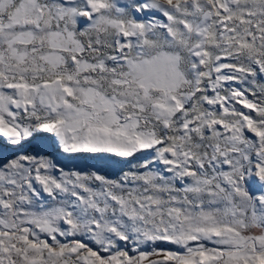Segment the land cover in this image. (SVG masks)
Here are the masks:
<instances>
[{"label": "snow or ice", "instance_id": "snow-or-ice-1", "mask_svg": "<svg viewBox=\"0 0 264 264\" xmlns=\"http://www.w3.org/2000/svg\"><path fill=\"white\" fill-rule=\"evenodd\" d=\"M0 264H264V0H0Z\"/></svg>", "mask_w": 264, "mask_h": 264}]
</instances>
